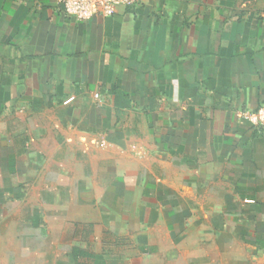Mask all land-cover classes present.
<instances>
[{"label": "crops", "instance_id": "crops-1", "mask_svg": "<svg viewBox=\"0 0 264 264\" xmlns=\"http://www.w3.org/2000/svg\"><path fill=\"white\" fill-rule=\"evenodd\" d=\"M261 102L264 0H0V264H264Z\"/></svg>", "mask_w": 264, "mask_h": 264}, {"label": "built area", "instance_id": "built-area-1", "mask_svg": "<svg viewBox=\"0 0 264 264\" xmlns=\"http://www.w3.org/2000/svg\"><path fill=\"white\" fill-rule=\"evenodd\" d=\"M65 16L86 21L94 16H112L123 0H58ZM133 0H125L129 4ZM96 96V95H95ZM240 117L250 126L264 129V102L254 110H244Z\"/></svg>", "mask_w": 264, "mask_h": 264}]
</instances>
